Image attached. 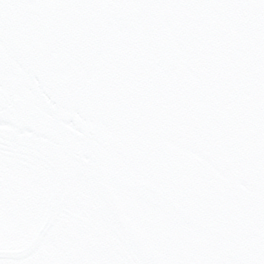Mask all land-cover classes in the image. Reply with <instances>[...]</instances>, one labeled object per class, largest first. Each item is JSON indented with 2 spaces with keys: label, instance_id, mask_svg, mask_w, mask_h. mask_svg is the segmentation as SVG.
<instances>
[{
  "label": "snow or ice",
  "instance_id": "obj_1",
  "mask_svg": "<svg viewBox=\"0 0 264 264\" xmlns=\"http://www.w3.org/2000/svg\"><path fill=\"white\" fill-rule=\"evenodd\" d=\"M0 264H264V0H0Z\"/></svg>",
  "mask_w": 264,
  "mask_h": 264
}]
</instances>
